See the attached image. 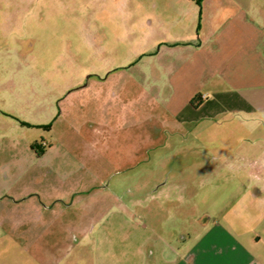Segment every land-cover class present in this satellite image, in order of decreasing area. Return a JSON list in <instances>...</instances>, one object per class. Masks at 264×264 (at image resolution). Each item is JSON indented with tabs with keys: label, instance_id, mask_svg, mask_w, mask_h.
<instances>
[{
	"label": "rangeland",
	"instance_id": "374dc122",
	"mask_svg": "<svg viewBox=\"0 0 264 264\" xmlns=\"http://www.w3.org/2000/svg\"><path fill=\"white\" fill-rule=\"evenodd\" d=\"M191 6L0 0V264H170L201 216L251 199L244 184L259 182L223 160L245 144L226 123L202 120L196 140L158 132L160 104L118 89L128 67L158 63L154 35L189 22Z\"/></svg>",
	"mask_w": 264,
	"mask_h": 264
},
{
	"label": "crops",
	"instance_id": "0c3cea01",
	"mask_svg": "<svg viewBox=\"0 0 264 264\" xmlns=\"http://www.w3.org/2000/svg\"><path fill=\"white\" fill-rule=\"evenodd\" d=\"M190 3L194 6L189 22L154 35V42H160L152 53L158 63L128 67L130 80L118 89L125 93L142 88L160 104L159 114L153 116L162 124L158 132L169 129L196 140L202 120L226 123L230 130L224 135L245 144L236 162L232 156L241 143L227 151L225 166L242 168L259 182L255 187L253 179L244 184L253 200L243 202L241 212L232 207L204 225L201 216L196 238L184 244V253L170 264H264V0H204L199 10L194 0ZM73 109L75 105L66 101L61 117H70ZM40 115L36 122L44 123L48 117ZM156 145L147 143L150 149ZM189 236L181 234L180 241Z\"/></svg>",
	"mask_w": 264,
	"mask_h": 264
},
{
	"label": "trees",
	"instance_id": "16d2710c",
	"mask_svg": "<svg viewBox=\"0 0 264 264\" xmlns=\"http://www.w3.org/2000/svg\"><path fill=\"white\" fill-rule=\"evenodd\" d=\"M194 1H196V3L198 4V5H202V2L204 1V0H194Z\"/></svg>",
	"mask_w": 264,
	"mask_h": 264
}]
</instances>
